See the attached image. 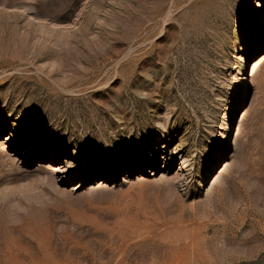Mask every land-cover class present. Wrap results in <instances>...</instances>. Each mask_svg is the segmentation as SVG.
Segmentation results:
<instances>
[{"label": "rangeland", "instance_id": "374dc122", "mask_svg": "<svg viewBox=\"0 0 264 264\" xmlns=\"http://www.w3.org/2000/svg\"><path fill=\"white\" fill-rule=\"evenodd\" d=\"M0 264H264V0H0Z\"/></svg>", "mask_w": 264, "mask_h": 264}, {"label": "bare ground", "instance_id": "6f19581e", "mask_svg": "<svg viewBox=\"0 0 264 264\" xmlns=\"http://www.w3.org/2000/svg\"><path fill=\"white\" fill-rule=\"evenodd\" d=\"M247 80L249 81L248 77H247ZM229 137H230L229 135H228V136L226 135V138H227V139H229Z\"/></svg>", "mask_w": 264, "mask_h": 264}, {"label": "snow or ice", "instance_id": "6c2138e0", "mask_svg": "<svg viewBox=\"0 0 264 264\" xmlns=\"http://www.w3.org/2000/svg\"><path fill=\"white\" fill-rule=\"evenodd\" d=\"M253 2H254V0H253ZM79 162V161H78Z\"/></svg>", "mask_w": 264, "mask_h": 264}]
</instances>
